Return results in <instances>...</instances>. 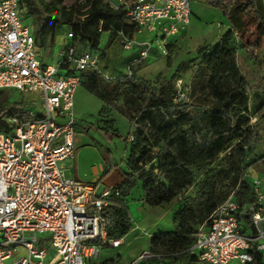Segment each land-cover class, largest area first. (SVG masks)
Masks as SVG:
<instances>
[{
	"label": "built area",
	"instance_id": "obj_1",
	"mask_svg": "<svg viewBox=\"0 0 264 264\" xmlns=\"http://www.w3.org/2000/svg\"><path fill=\"white\" fill-rule=\"evenodd\" d=\"M104 1L114 9L124 7L125 22L151 34L139 41L120 32L125 49L142 48L139 59L116 77L100 68L99 53L89 46L79 50L73 42L59 49L55 63L44 62L20 0H0V89L19 90L26 102L25 108L2 117L0 264H92L103 249L124 242L108 230L109 198L119 190L97 193L94 182L67 176L61 164L77 150L75 92L89 70L107 79L130 76L132 65L153 47L166 55L171 39L177 35L179 40L188 29L192 0ZM66 35L73 37L70 27ZM179 100H188L181 88L174 101ZM245 180L253 197L240 201L234 194ZM240 181L198 226L189 249L193 264H230L233 259L246 264L253 259L250 249L264 252V179L251 166Z\"/></svg>",
	"mask_w": 264,
	"mask_h": 264
},
{
	"label": "trees",
	"instance_id": "obj_2",
	"mask_svg": "<svg viewBox=\"0 0 264 264\" xmlns=\"http://www.w3.org/2000/svg\"><path fill=\"white\" fill-rule=\"evenodd\" d=\"M204 1L220 8L231 27L217 42L200 48L196 57L179 63L171 77L159 72L152 82L132 70L130 76L107 79L98 71L89 70L81 79V84L102 100L101 114L116 111L134 125L128 171L113 188L120 194L109 198L111 237L123 238L132 229L133 215L126 198L139 183L144 204L156 207L181 196L205 173L197 193L186 198L175 212L173 230L151 236L149 251L169 259L167 264H193L195 254L189 249L198 226L236 189L244 170L252 166L247 160L261 138L250 123V110L260 111L264 100L259 101L257 93L251 103V85L236 59L239 43L252 58H256L262 46L264 0ZM20 3L33 24L37 40L47 52L54 47L61 25L73 30L72 40L76 45L80 43L79 50L85 46L98 49L106 32L107 48L121 37L120 32L133 36L138 31L135 25L125 22L124 7L114 9L104 0H20ZM77 16L83 19L77 20ZM191 68L188 100L175 102L176 80ZM25 107L22 100L9 102V97L0 90V131L5 130L2 115ZM252 197L250 183L242 181L234 198L244 201ZM250 251L253 259L246 264H264V252Z\"/></svg>",
	"mask_w": 264,
	"mask_h": 264
},
{
	"label": "rangeland",
	"instance_id": "obj_3",
	"mask_svg": "<svg viewBox=\"0 0 264 264\" xmlns=\"http://www.w3.org/2000/svg\"><path fill=\"white\" fill-rule=\"evenodd\" d=\"M191 7L192 16L188 29L181 35L179 40L174 39L172 41L171 46L168 48V53L166 55L160 54L162 59L159 61L156 60L157 56L155 54L150 53V57H153L156 63L151 64L150 60H145L144 58L141 63L138 62L132 65L133 71H141L142 76L152 82L159 72L166 77H171L179 63L196 57L200 48L217 42L219 36L231 27L228 18L220 8L208 5L204 0H192ZM76 18L77 20L83 19L81 16ZM61 28L59 35L55 37L54 47L48 52L42 48V59L46 63H55L57 61L58 51L65 46V41L73 42L72 38L66 35L69 26L64 27V25H61ZM107 39L108 33L106 32L102 35L99 48L94 49L96 53L100 54L105 49V51L109 50L115 53L116 49L122 47V43L118 40L110 49H108L110 46L106 48ZM236 39L239 40V35H236ZM77 45L76 47L79 48L80 43ZM238 46L236 60L241 73L251 85V103L255 102L254 98L258 96L256 95L257 93L260 95L258 100L262 101L264 100V40L257 51L256 58H252L249 52L241 46V43ZM129 53L130 51H124V54ZM111 61L112 59L104 53L98 59V64L109 75L119 70L121 74L128 71L127 65L121 66L122 64H119L122 69H119V67L116 69L114 67L118 64L114 65L113 62L110 63ZM168 61L170 62L169 64ZM191 73L192 68L182 73L179 79L176 80L177 88H181V91L186 94H188ZM0 90H3L4 94L9 97V102L21 100L25 102L24 94L15 88L8 87ZM75 102L76 129L78 131L76 144L79 148L77 160L81 169L86 175H89L91 166L99 161L106 168L110 167L95 184L97 193H100L104 189L105 182L118 179L123 174V170L127 168V159L133 144V141H129L128 138L134 132V125L126 116L116 111L108 110L105 114H101L102 100L89 92L82 84L78 86ZM7 105L9 104L7 103ZM250 111L252 113L250 123L255 126L261 138L256 143V148L250 154L247 163H250L254 172L260 174L264 179V105L258 112H254L252 109ZM90 142L101 150L94 149ZM106 154L109 158L105 161L103 156ZM217 163L218 161L211 168ZM66 174L72 177L70 169L66 170ZM204 176L205 173L200 175L195 185L173 200L172 205L156 206L157 209L155 211H151L150 206L145 205L141 200L143 195L141 184L139 183L135 186L126 200L130 203L133 220L134 218L137 219L141 227L136 226V229L130 230L123 237L124 242L120 247L103 249L104 251L99 258L93 261L92 264H167L169 259L153 255L149 251L151 240L149 233H157L174 228L175 211L179 209L186 198H190L197 193ZM143 205L145 209H143ZM169 206H172L171 210ZM166 211L167 213L161 216ZM45 242L50 244V234L45 236ZM53 252L51 249L50 253ZM6 264H8V261H6ZM230 264L242 263L238 259H233Z\"/></svg>",
	"mask_w": 264,
	"mask_h": 264
},
{
	"label": "crops",
	"instance_id": "obj_4",
	"mask_svg": "<svg viewBox=\"0 0 264 264\" xmlns=\"http://www.w3.org/2000/svg\"><path fill=\"white\" fill-rule=\"evenodd\" d=\"M64 27H66V25H64ZM62 28L59 27V30H61ZM57 35H59V34H57ZM149 37H151V34L145 32V31H137L135 34H133V38H135V39H137L139 41L145 40V39H147ZM174 39L178 40L177 35L174 36L171 39V42ZM118 40L122 43V47L121 48L116 49V52L115 53H112L109 50L108 51H105V53L109 56V58L112 59V61L110 63L113 62L114 65L115 64H118V65L119 64H122L121 66H124V65H127L128 66V64H129L130 61H132V60H134L136 58L139 59V57H140V51H141V48H142L141 46L134 47L132 49H125L124 46H123L122 38L120 36L113 42L112 45H114ZM67 44H69V41H65V44L64 45H67ZM111 46L108 49H110ZM123 50L124 51L125 50L130 51V53L129 54H124V51ZM150 53L155 54V56H157V58H156L157 61H159L160 59H162V55H160V52L158 51V49L156 47H153L149 51L148 56L145 57V60H150L152 62L151 64L156 63L155 62L156 60H154L153 57L152 58L150 57ZM141 61H142V59L136 61L134 64H136L138 62L141 63ZM118 65H115L114 68L118 69V67H119V69H122V67L120 65L119 66ZM136 72H137L138 75L142 76L141 71H136ZM119 75H121L120 70L117 71V72L115 71L114 74H112L111 76L116 77V76H119ZM77 91H78V88H77L76 92ZM76 92H75V98H76ZM75 104H76V102H75ZM90 144H92V143L90 142ZM76 146H77V150L75 152V156L73 158H67V159L63 160L61 162V164L65 167V171L67 169H70L71 170V174L70 175L72 177H77V178H79L81 180H84V181H91V182H94L96 184V182H98L103 177V174L106 173V171H108L110 169V167L109 168H106V166H104V164L101 161H99L97 164H94V165L91 166V171H90L89 175H86L84 173V171L81 169V167L79 165V162L77 160L78 159V156H79V148H78V145L77 144H76ZM92 147L94 149L97 148V149L101 150L100 148H98L94 144H92ZM103 157H104V160L105 161L109 158L107 154L104 155ZM127 171H128V169L126 168V169L123 170V174L120 175L118 179H116L114 181H109V182L107 181L108 183L105 182L104 183V189L102 191H104L107 188L110 189V188H114V187L118 186L124 180L125 173ZM142 196H141V200H142ZM126 204L129 207V209L131 210L130 203H128L127 200H126ZM169 204L172 205V202L168 203L167 205H169ZM163 205H161V206H163ZM142 207H143V209H145V206L144 205ZM150 209H151V211H155V209H157V207H150ZM169 209L171 210L172 209V206H169ZM174 210H176V209H174ZM166 213H167V211L165 213H163L161 216H164ZM133 222L134 223H133L132 229H136V226L139 227V228L141 227L140 224L138 223L137 219L134 218ZM170 230H173V229H170ZM163 231H168V230H163ZM153 234H154L153 232H150L149 233V235H151V236Z\"/></svg>",
	"mask_w": 264,
	"mask_h": 264
},
{
	"label": "water",
	"instance_id": "obj_5",
	"mask_svg": "<svg viewBox=\"0 0 264 264\" xmlns=\"http://www.w3.org/2000/svg\"><path fill=\"white\" fill-rule=\"evenodd\" d=\"M142 257H144V256H142Z\"/></svg>",
	"mask_w": 264,
	"mask_h": 264
}]
</instances>
